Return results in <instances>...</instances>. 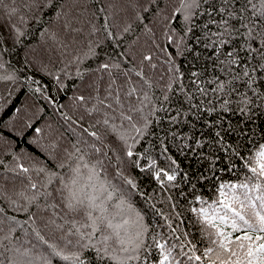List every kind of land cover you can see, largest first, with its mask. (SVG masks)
<instances>
[{
	"label": "trees",
	"instance_id": "1",
	"mask_svg": "<svg viewBox=\"0 0 264 264\" xmlns=\"http://www.w3.org/2000/svg\"><path fill=\"white\" fill-rule=\"evenodd\" d=\"M142 4L143 0H58L55 11L41 8L25 13L34 17L26 24L7 14L12 6L24 12L23 0H5L6 6H0V25L5 26V35L12 33L14 36L15 27L25 32L15 47L10 40L0 44L3 48L0 60L6 64L0 74L15 76L13 81H0V205L5 207L8 215H16L23 222L28 213L10 208L8 198H17V193L28 183L27 176L38 183L44 181V174L37 175L35 171L43 167L67 180L70 167L76 163L75 159H68L67 153L83 154L90 164H95L97 159L103 161L97 171L113 192L112 204L121 198L129 201L144 216L145 223L150 226L149 233H160L162 243H178L169 234L167 224L171 223L178 228L175 236L187 233L185 239L202 249L205 241L201 239V225L191 211L199 206L196 197L210 199L218 182H237V176L243 178L244 173L240 171L242 161L235 150L239 147L244 155L250 139L264 143V102L248 91L252 103H233L225 111L213 100L216 110L209 113L207 99L212 98L213 93L209 91L207 98L200 97L194 86L189 85V75L191 71L199 70L203 73L201 81L213 78L215 70L212 59H209L212 50L194 44L191 34L184 43L195 52L185 50L178 54L176 43L168 44L166 33L176 42L184 35L182 18L172 15L178 0H156L148 12L142 11ZM61 12L66 15L57 19ZM138 16L146 19H137ZM66 19L79 31L69 33L63 27ZM105 23L115 34V40L109 43L103 40ZM199 23L197 21L198 26ZM145 25L152 31H147ZM93 26L99 31L90 35ZM92 40L100 41V46L95 49L98 55H85L88 53L86 45ZM117 41L119 46L114 50ZM65 44L69 47L65 48ZM196 52L198 58H194ZM169 53L174 58L175 67L183 73V83L189 87L180 93L179 86L173 84L176 95L171 104H165L171 110L159 111L150 117L152 123L140 137L132 158H128L123 146L110 136L108 141L113 150H106V156L95 154L83 142H93L83 129L97 118L91 111L93 101L88 99L89 95L94 94L97 87L103 92L109 83L108 74L100 70L99 65L106 62L109 55L122 65L129 60L132 64H140L143 56L151 55L153 60L144 64L151 63L155 67H146V72L155 82L154 97L162 98V89L172 75ZM76 56L82 57L79 64L82 78L76 74L77 65L69 63ZM202 86L210 87L207 83ZM38 87L40 92L36 91ZM81 95L85 97L84 102L77 99ZM184 95L193 97L192 105L200 104L202 99L205 103L199 108L186 103L181 106L178 101ZM240 108L244 111L241 112ZM29 123L31 128L26 127ZM36 128L41 129L39 134ZM92 130L104 135V128L100 125L89 128ZM217 132L223 143L217 142ZM76 148H80L81 153H76ZM133 160L138 161L139 167L132 163ZM153 161L155 167L149 170ZM61 162L65 167L58 166ZM20 164L30 169L27 175L20 173ZM229 164H234L233 171L227 170ZM161 168L169 174L175 169L177 179L161 187L154 178V172ZM125 178L133 180L136 187L128 185ZM16 234L22 235L20 230ZM146 241L151 243L148 236ZM150 251L149 259L154 261L156 250ZM53 264H58L56 258H53ZM133 264H148V261L142 259Z\"/></svg>",
	"mask_w": 264,
	"mask_h": 264
},
{
	"label": "snow or ice",
	"instance_id": "2",
	"mask_svg": "<svg viewBox=\"0 0 264 264\" xmlns=\"http://www.w3.org/2000/svg\"><path fill=\"white\" fill-rule=\"evenodd\" d=\"M155 2L143 0L142 11L148 12ZM57 4L58 0H23L24 12L12 6L7 14L26 24L34 17L25 13L41 8L55 11ZM0 6H6L5 0H0ZM64 15L61 12L57 19ZM172 15L182 18L184 35L179 42L173 41L172 35H165L168 44L176 43L178 54L185 50L196 51L184 43L189 38L188 34H191L194 44L212 50L209 59H212L215 70L213 78L201 81L203 73L199 70H193L189 75V85L194 86L200 97L207 98L209 91L213 93V97L207 99L209 113L216 110L213 100L225 111L233 103H252L248 91L264 102V0H178ZM137 19L146 17L138 16ZM197 21H200L199 26ZM63 27L69 33L79 31L67 19ZM103 27L106 33L104 42L115 40V34L108 29L107 23ZM145 27L152 31L147 25ZM97 31L99 29L93 26L90 35ZM24 35L19 27H15L14 36L12 33L5 35V26L0 25V44L10 40L15 47ZM99 46V40L90 41L85 55H98L95 49ZM118 46L117 41L113 45L114 50ZM198 57L196 52L194 58ZM168 59L172 64V75L162 89V98L154 97L155 82L146 72V67H155L151 63L144 64L153 60L151 55L143 56L140 64H132L129 60L123 65L119 61L114 62L109 55L108 60L99 65V69L108 74L109 83L103 92L97 87L94 94L89 95L88 99L93 101L91 111L97 118L83 129L93 138L92 143L83 142L95 154L106 156V150H113L108 141L110 136L123 146L126 156L132 158L140 137L152 123L150 117L159 111L171 110L165 104H171L176 95L173 84L179 86L180 93L189 87L183 83V73L175 67L171 53ZM81 62V56L69 61L77 65L76 74L82 78ZM5 67V62L0 60V70ZM14 79L13 74H0V81ZM204 83L210 87L202 86ZM258 89L261 90L257 92ZM36 91L41 89L38 87ZM192 98L184 95L178 103L197 108L205 103L202 99L200 104L192 105ZM77 99L85 101L83 95ZM240 111L244 109L240 108ZM97 125L104 128L103 136L98 131H89ZM26 127L31 128L32 125L29 123ZM35 131L39 134L41 129L36 128ZM215 135L217 142L223 143L220 133ZM76 153H81V149L76 148ZM235 154L242 161L240 171L244 173L243 178L237 176V182H218L213 189L214 196L210 199L197 196L199 206L191 209L201 225V239L205 241L201 249L185 239L187 233L175 236L178 228L171 223L167 224L169 234L178 243H162L160 233H149L150 226L145 223L144 216L129 201L121 198L112 204L113 192L109 191L97 171V166L103 165L101 159L90 164L83 154L74 156L67 153L69 160H76L70 167L67 180L57 172L41 167L35 171L37 175L44 174V181L38 183L27 176L28 183L17 193V198H8L10 208L28 213L23 222L16 215H8L5 207L0 205V264H53V258L58 264H133L142 259L148 264H264V143L250 139L245 154L241 155L239 147ZM132 163L139 167L137 160ZM58 166L63 168L65 164L61 162ZM18 167L20 173L27 175L30 171L23 164ZM154 167L155 161L149 170ZM227 170L233 171L234 164H229ZM117 174L122 175V172ZM154 178L164 187L166 182L175 181L177 176L175 169L169 174L161 168L154 172ZM125 182L132 188L136 187L131 179L125 178ZM32 208L36 211H31ZM17 230L22 235H17ZM146 236L151 243L146 241ZM151 249L156 250L154 261L149 259Z\"/></svg>",
	"mask_w": 264,
	"mask_h": 264
}]
</instances>
